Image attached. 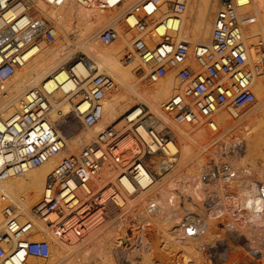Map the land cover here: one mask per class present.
Instances as JSON below:
<instances>
[{
    "label": "built area",
    "instance_id": "1",
    "mask_svg": "<svg viewBox=\"0 0 264 264\" xmlns=\"http://www.w3.org/2000/svg\"><path fill=\"white\" fill-rule=\"evenodd\" d=\"M61 1L0 0V86L28 62L41 41H53L57 33V25L40 11L38 2L54 6ZM74 1L99 11L109 8L107 0ZM165 1L120 0L114 5L117 16L97 32L96 38L102 45L113 44L119 38L118 27L140 10L142 16L129 25L131 47L127 48L125 58L148 67L149 72L143 76L148 83L175 71L179 89L160 104L159 114L147 105H139L124 115L122 127L113 124L100 132L96 142L81 146L77 154L63 159L49 174L33 213L45 219V225L56 230L62 240H84L94 215L100 213L104 217L111 210L116 214L115 223L124 226L126 238L132 241L131 247L122 251H150L152 219L158 211L154 212L150 198L129 207L127 200L120 201V188L126 180L134 183L136 194H142L171 172L177 153L172 154L170 146L177 145L178 139L165 120L191 131L206 127L219 138L224 131L216 123L219 114L226 110L238 114L256 103L253 85L256 73L264 71V31L258 35L262 60L258 71H254L237 14V0H219L207 42L180 35L189 0L166 2L169 10L163 17L160 7ZM86 63L90 65L89 61ZM91 71L95 74L85 86H81L79 77L72 76L73 89L65 93L67 97H79L72 117L79 119L81 128L101 121L103 101L115 87L110 75L94 67ZM53 94L46 84L35 88L16 116L0 117V179L39 167L66 148L67 134L51 119ZM216 147V159L200 178L202 188L197 201L178 188L169 195V204L175 211H181L186 203L194 208L176 224L175 239L180 246L184 242L195 245L194 252L201 264H264V175L248 167L235 170L230 164L228 158L241 152L240 144L222 139ZM106 166L113 169L114 177L104 182L100 175ZM143 176L151 178L148 188L139 181ZM250 183L251 186L247 185ZM53 213L58 220L48 221ZM3 215L0 264H18L19 252L25 257L49 256L46 242L24 241L34 228L31 222L21 221L10 207H5ZM212 220L217 228L213 239L200 241L207 236L208 221ZM135 231L141 236L140 241L135 240ZM191 260L188 264L193 263Z\"/></svg>",
    "mask_w": 264,
    "mask_h": 264
},
{
    "label": "bare ground",
    "instance_id": "2",
    "mask_svg": "<svg viewBox=\"0 0 264 264\" xmlns=\"http://www.w3.org/2000/svg\"><path fill=\"white\" fill-rule=\"evenodd\" d=\"M107 1L109 3V8L106 11H99L95 8H89L77 3L74 0H62L54 6H46L38 2L40 11L51 18L57 25V33L53 41H41L36 49L31 52L28 62L23 67L17 68L12 78H10L0 86V117L4 119H10L16 116L19 113V110L22 109L27 95L31 90L42 87L46 84V88L48 90L54 91L53 97L51 99V119L57 123L60 122L61 119H58L59 117L57 118L56 112L61 111L63 116L69 115L71 113V103H68V100L71 101L75 107V99H79V97H67L65 94L69 93L73 89V85L70 81V78L72 76L79 77L81 80V86H85L89 81V78L95 74L91 71V68L94 67L95 70H98V72L113 76L118 82L117 83L116 81H114L115 87L108 93L107 97L103 101V115L101 121H99L92 127H86L83 125L82 128L84 129L78 134V136L76 135L77 138L73 139L72 142L68 141V138L64 137L67 143L66 148L59 151L56 155H54L50 160H48L41 166L29 169L20 175L0 179V225L2 226L4 224L3 210L5 209V207H10L20 216L21 221L27 219V221L33 224L34 228L32 230V233L31 235L27 236L29 241L30 239L41 241L43 239L47 240L46 243L49 245L50 253L47 258H37L29 256V258H27L23 254H21V252H19L17 254L18 264H86V254L87 252L91 253V249L94 254L105 261L104 264H116L117 246H123L122 248L125 250L128 247H131L130 245L132 244V241L131 239L128 240L126 238L125 232H122L124 228L121 230V226V232H118L117 235L114 234V229L102 236L93 235L94 237L91 240L92 244L91 247H89V249H91L89 250L87 248L89 250L87 251L85 246H83L82 248L80 246H77V240V242H69L58 238L56 235V230H53L54 235L56 236L55 237L51 234L52 228H45V226L42 225L38 220H36L31 214V208L33 207L34 209V207L37 206L42 199L49 174L54 171L56 166L63 159L71 155L69 153L72 152V150H75L73 151V155H75L80 151L81 146H87L96 142L98 134L102 132L101 130H106L113 124L120 121L123 114H126L132 111V109L137 108L139 104H145L149 106L151 110L156 112L159 111L160 104L165 102L179 89V87H177L176 85V82L177 84L179 83L176 80L175 71H169L168 73L166 72L165 75L160 77V79H158L156 82L149 84L147 83L148 85H146L142 83L144 81L143 76H145L146 74H144L143 65H139L138 62L134 60H125L126 62L123 61V55L124 53L127 55L126 50L127 47L129 48L130 46L129 37L131 29L129 24L131 22L134 23L137 20L135 18L142 16V12L140 10L136 12L135 17L130 18V20L128 21L129 24L128 22H125L121 24L120 27H118L120 34L119 38L112 44L113 47L107 48L98 42V39L96 38L97 32H94V30H97L98 26L100 27V25L101 28L105 27V25H108L113 21V18L117 16L116 7H114V5L117 4L120 0ZM168 1L171 2L172 0H166L165 3H163V5H161L160 7L162 13L161 16L163 17L168 15L169 3L166 4V2ZM199 1L203 2L201 3L203 4V6L201 5L202 8H198L197 6V11L199 12L198 14H196L194 10V15L192 12H189V7H191L192 5L190 6V2L188 3L187 12L185 14L184 23L180 35L183 38H190L195 42H207L211 36V21L217 9L219 8L220 1L213 0V2L216 1V3H210V5V0ZM238 2L240 4L239 8L237 9V14L243 28L246 43L251 40L249 41V43L251 42L253 47V50H250L249 53L251 67L254 71H258L262 60V53L258 48L254 49V42L256 34L258 32L257 29L259 30L258 27L263 26L264 23V0L255 1L257 3L256 13L250 6L251 3L248 5L247 0H238ZM194 4L196 3L194 2ZM190 11L192 10L190 9ZM207 11L209 13L204 24ZM257 14H259L260 16L258 17ZM192 15L194 16L193 19H196V23L192 24L195 25V27L193 29V27L190 26V29L187 30L189 26L186 27V25L189 22L191 23ZM244 29L247 30V35ZM75 32L77 33L76 36L78 38V41L76 42L71 41L70 39V34ZM159 32L162 34L163 30H160ZM193 34H195L194 36L197 39L193 38ZM247 37L251 38L248 40ZM75 49H83L85 54L82 56L84 57L82 58L78 55H72L71 53ZM87 61L90 62V65L86 63ZM135 66L138 67V69H136ZM255 80L257 81L256 89L258 90V93H260V95L258 96L254 92L256 96V103L254 105H256L257 103V105H260L264 101V71L260 72L259 75L256 73ZM85 108L86 105L82 107V110H84ZM247 112L248 111H243L239 112L238 114H234L226 110L219 114L216 118V123L218 127L224 131H222L221 136L219 138L216 137L212 141V143L216 142L217 144L218 141L224 139L226 143L240 144L241 152L239 151L237 152V154L233 155L232 158H228L230 164H232L235 170L245 169L248 167L253 171H256V169H258L260 173H263L264 175L263 169L254 168L250 163L246 162V160L251 161V159H255L256 161L264 157V139L259 141V143L257 144L259 147H257L258 150L253 151L250 149L253 138L259 135L261 132V125L258 126L252 124L247 129L244 138L246 141L245 150L243 148L244 145L242 144V142L238 141V139L236 140L223 136L226 131L233 125L237 124L246 115ZM125 121L126 120H121V122L117 124V127H122V125L125 124ZM167 121H169V119ZM170 121V128L173 129V131L176 132L177 135H179L181 141L180 150H177L178 148L175 144L170 146V152L172 154L177 153L175 164L173 165L171 172L165 175L161 181H158L154 186H151L150 188H148L149 186H147L150 183V177H140L139 181L143 186H147L148 188L147 191H142L143 193H141L144 195L147 193H149L148 195L151 194L148 197L155 205L154 212H160V214H157V218H155V220L152 219L156 226V229L164 235L162 237H164L165 240L169 242V246H173V252L177 247H181L182 252L185 256L189 254L191 255V253L194 252L195 245L190 244L189 242H184L182 246H178L175 239V227L179 220L184 217V214L193 211L194 208L191 204L186 203L181 211H175L169 204L168 198L171 191H173L175 188H178L180 192L185 194V196H192L193 200L195 202L197 201L202 188L200 178L205 168L208 167L212 162L210 161V158L213 156H217V148L215 149V144L212 148L214 149V151L209 150L208 152H205V144L212 140L211 135H213V133L208 128L201 129L197 134L190 136L187 134L186 130H180V127L178 128V126ZM59 124L61 132H63L64 125L61 122ZM165 124L167 125L166 122ZM182 128L183 127H181V129ZM174 129L177 130L175 131ZM199 145L202 149H199L197 147ZM178 151L180 152V156ZM243 151H245L244 154ZM178 157L179 164L177 165ZM157 167L158 165L155 166L154 169H156ZM112 170L113 169L111 167L106 166L100 175L101 181L107 182L109 179L114 177ZM173 171L176 172L177 175L180 176V178H172L170 183H167L160 188H156V185L161 183ZM184 175H188L191 178H183ZM247 185L251 186V183ZM133 189L136 190L134 183L123 180L122 190L120 188V191H122V193H126L125 191L132 193ZM140 196L141 195H139L138 197ZM144 200L145 199H142L139 202H142ZM134 202L135 199L132 200V203ZM17 210L19 211L17 212ZM39 219H41L43 223H46L45 219ZM47 220L55 222L56 220H58V218L57 215L53 213L47 218ZM216 230L217 228L215 222L213 220L208 221L207 236H205L203 239H200V241L208 242L210 239H213L214 232ZM252 236L253 235L251 233L250 237ZM134 237L135 240H141V236H138L136 231L134 232ZM73 240L75 241V239ZM120 242L124 245H120ZM132 250L136 252L137 249L132 248ZM169 250L170 249H168V252H170ZM144 261L149 263L147 259ZM185 263H187V261Z\"/></svg>",
    "mask_w": 264,
    "mask_h": 264
},
{
    "label": "rangeland",
    "instance_id": "3",
    "mask_svg": "<svg viewBox=\"0 0 264 264\" xmlns=\"http://www.w3.org/2000/svg\"><path fill=\"white\" fill-rule=\"evenodd\" d=\"M199 0H194V1H192V0H189V2H190V6L191 7H189V12H192L193 13V15L196 13V14H198V12L199 11H197L198 10V8L199 7H201V5L203 6V4H201V3H203V2H201V1H199ZM218 1V0H217ZM256 0H247V3H248V5L250 4V6L253 8V10L255 11V13H256V11H257V3L255 2ZM193 4H192V3ZM194 2L196 3V4H194ZM237 2H238V0H237ZM200 4V6H199V4ZM210 3H216V1H214L213 2V0H210V2H209V5H210ZM239 2H238V8H239ZM194 6V7H193ZM197 6H198V8H197ZM194 9H193V8ZM202 8V7H201ZM190 9L192 10V11H190ZM212 9V8H211ZM211 9H210V11H211ZM194 10H195V13H194ZM200 10V9H199ZM117 11V10H116ZM208 11H207V13H206V18H205V20H204V24H205V21H206V19H207V17H208ZM192 15V20H191V23L189 22L187 25H186V27H188V29L187 30H189L190 29V26L191 27H193V29H194V27H195V25H192V24H194V23H196V19H193V16ZM196 16V15H195ZM257 16L259 17L260 15L259 14H257ZM197 18V17H196ZM260 19V18H259ZM261 20V19H260ZM133 21V20H132ZM131 25L133 24V22H131L130 23ZM129 24V25H130ZM191 24V25H190ZM203 24V25H204ZM101 28V25H100V27L98 26V29L97 30H94V32H98V30ZM259 28V30L257 29V31L259 32H257V34H256V37H255V42H254V44H255V46H254V49L255 48H258V42L260 41L259 40V38H258V35H260L263 31H264V23H263V26H261V27H258ZM96 29V28H95ZM245 30V29H244ZM246 31L247 30H245V33H246ZM93 32V33H94ZM184 34H186V33H184ZM77 33L75 32V33H71L70 34V39H71V41H78V38H77ZM195 34H193V38H196L195 36H194ZM246 35H247V33H246ZM131 37H132V31H131V33H130V37H129V40H131ZM251 37H247V39L249 40ZM197 39V38H196ZM247 40V41H248ZM71 41H69V42H71ZM249 41H251V40H249ZM249 41L247 42V45H249L248 47L250 48V50H253V47H252V43L250 42L249 43ZM99 42V41H98ZM206 42V41H205ZM100 43V42H99ZM101 44V43H100ZM103 46H105V45H103ZM105 47H107V48H111V47H113V45L111 44V45H108V46H105ZM129 47H131V46H129ZM128 48V47H127ZM127 52V51H126ZM72 55H84L85 53H84V50L83 49H75L72 53H71ZM125 56H126V54L124 53V55H123V61L124 62H126L125 60H127L126 58H125ZM251 57V56H250ZM252 59V58H251ZM136 67V66H135ZM143 68H144V72H149V69H148V67L145 65H143ZM136 69H138V67H136ZM146 69V70H145ZM139 72H141V71H139ZM168 73V72H167ZM146 75V74H145ZM113 79H114V81H116L117 82V80L113 77V76H111ZM118 83V82H117ZM143 84H146V85H148L149 83L148 82H146L145 81V83H144V81L142 82ZM148 83V84H147ZM256 83H257V81L255 80V83H254V85H253V91L256 93V95H260V93H258V90L256 89ZM176 85H177V87H178V85L179 84H177V82H176ZM172 96V95H171ZM78 100V99H77ZM76 99H75V103H76V101H77ZM258 102V101H257ZM68 103H71V113L69 114V115H67V116H63V114H62V112L61 111H58V112H56V116H57V118L58 119H61L60 120V122L62 123H65V122H67V123H65V124H67L66 125V127L64 126V131H63V134L66 136V134H67V136H66V138H68V141H70V142H72L73 141V139H76L77 138V136H78V134L84 129V128H81L80 127V124H79V119H76L75 117H72V114H73V111H74V109H75V107H74V105H73V103L71 102V101H69L68 100ZM258 104V103H257ZM254 105L252 108H250L249 110H248V112L246 113V115L237 123V124H235V125H233L230 129H228L227 131H226V133L223 135L224 137H229V138H232V139H238V141H240V142H242V144L244 145L243 146V148H244V150H245V147H246V141H245V133L247 132V129L249 128V126H251L252 124H254V125H261V132H260V134L259 135H257L255 138H253V142H252V145L250 146V149L251 150H253V151H255V150H258V143H259V141H261L262 139H264V101L260 104V105ZM139 105H141V104H139ZM138 105V106H139ZM145 105V104H144ZM150 108V107H149ZM151 109V108H150ZM20 111V110H19ZM152 112H154V113H156V114H159L160 112L159 111H153V110H151ZM124 115H126V114H123L122 115V118L120 119V121H118L117 123H115L116 125L119 123V122H121V120H124ZM66 117V118H65ZM168 119H166L165 120V122L167 123V125L169 126V127H171L169 124H171V123H169V121H167ZM60 122H58V123H60ZM171 122V121H170ZM179 128V127H178ZM177 128V129H178ZM206 128V127H205ZM205 128H202V129H205ZM171 129V128H170ZM177 129H174L175 131L177 130ZM207 129V128H206ZM88 130V129H87ZM172 131H173V129H171ZM180 130H183V131H185L186 130V132H187V134L188 135H190V136H193V135H195V134H197L201 129H199V130H196V131H191L189 128H187V127H183L182 129H181V127H180ZM179 130V131H180ZM85 131H86V128H85ZM101 131H104V130H101ZM173 133H175V135L177 136V150H180L181 149V141H180V138H179V135H177L176 134V132H174L173 131ZM75 135V136H74ZM77 135V136H76ZM217 136H214V134L213 135H211V138H212V140L211 141H209V142H207L206 144H205V146H206V149H205V152H208L209 150H212V151H214V149H212L213 148V146L216 144V142H213L212 143V141L216 138ZM212 143V144H211ZM199 149H202L201 148V146L199 145V146H197ZM258 147V148H257ZM217 147H215V149H216ZM73 151H75V150H72V152H70L69 154H71V155H73L74 154V152ZM244 152L245 151H243V154H244ZM178 153H179V156H180V152L178 151ZM213 158V159H212ZM263 158V159H262ZM261 159H259V160H256L255 161V159H251V161H249V160H246V162L247 163H250L251 165H252V167H254V168H259V169H263L264 170V157H262ZM216 159V157L215 156H213V157H211L210 158V161H214ZM252 162V163H251ZM210 163V162H209ZM212 163V162H211ZM210 163V164H211ZM240 163V162H239ZM179 164V157H178V161H177V165ZM209 164V165H210ZM241 164H244V163H241ZM177 165H176V167H177ZM244 165H247V164H244ZM175 167V168H176ZM200 176V175H199ZM177 177H179L180 178V176L179 175H177V173L176 172H172L168 177H166L161 183H159V184H157L156 185V188H160L161 186H164L165 184H167V183H170V181H171V179L172 178H177ZM191 178L190 176H183V178ZM148 190V189H147ZM146 190V191H147ZM135 189H133V192L132 193H130L129 195H125L126 193H122V191H120L121 192V197H122V200H121V202L122 201H124L125 200V202H126V200H127V202H128V205H129V207H133L134 205L133 204H135V203H142V202H144V201H142V202H139V201H141L142 199H147V198H149L148 196H150V195H148L149 193H147V194H136L135 193ZM141 193V192H140ZM134 195V196H133ZM139 195H141L140 197H138ZM133 196V198L135 199V202L134 203H132V199H131V197ZM142 196H143V198H142ZM124 197H127V198H124ZM146 197V198H145ZM163 201H164V199H163ZM164 203V202H163ZM162 204V203H161ZM19 210H17V212H18ZM16 212V211H15ZM31 214H32V216H34V218L36 219V220H38L42 225H44L45 226V228H49V227H47L46 225H45V223H43L42 222V220L41 219H39L38 217H36L35 216V214L33 213V207L31 208ZM157 214H160V212L159 213H157ZM157 214H156V216L153 218V220H155V218H157ZM24 221H27V219L26 220H24ZM115 221H116V214L115 213H113L111 210L110 211H108L105 215H104V217H102V216H100V213H98V214H96V215H94V217H93V219H92V223H91V225L89 226V230L87 231V235H86V237H85V239L84 240H82L83 241V244H82V241H74L73 239H71V241H69V242H77V246H80L81 248L83 247V246H85V248L87 249H89V247H91V240L93 239V237L96 235H105V234H107V233H109L112 229H114L113 230V232H114V234L115 235H117L118 234V232L120 233L121 232V230L124 228V226H122V228H121V230H120V227L121 226H119V225H117L116 223H115ZM153 222V221H152ZM153 229H152V232L150 233L151 235H150V241H151V243H152V248H151V250L150 251H144L143 253H138V252H134V251H131V250H128V251H125V253L122 251V247L121 246H119L118 245V243H117V245L119 246H117V258H116V264H165V262H166V264H188V261L192 258V264H201L200 263V259L198 258V255L195 253V252H193V253H191V255L189 254V255H185L184 256V253L182 252V249H181V247H177L175 250H174V252H173V246L171 245V247L169 246V242L167 241V240H165V238L164 237H162V236H164L161 232H159L157 229H156V226H155V224H154V222H153ZM1 226V225H0ZM118 228V229H117ZM50 230V229H49ZM117 232H116V231ZM125 232V228L122 230V232ZM157 231V232H156ZM159 232V233H158ZM153 233V234H152ZM156 233V234H155ZM219 233H222L223 235H224V231H220L219 230ZM51 234L52 235H54V231H53V229H51ZM161 234V235H160ZM94 235V236H93ZM55 236V235H54ZM92 236V237H91ZM56 237V236H55ZM118 237V236H117ZM30 239V238H29ZM25 240V239H24ZM60 240V239H59ZM25 241H29L28 240V238H26V240ZM30 241H41V240H31L30 239ZM42 241H47V240H43L42 239ZM130 242V241H129ZM90 243V244H89ZM177 243V242H176ZM178 244V243H177ZM87 246V247H86ZM179 246V245H178ZM87 249V251H89ZM168 249H170L169 251L170 252H168ZM180 249V250H179ZM120 250H121V252H120ZM171 250H172V252H171ZM177 250V251H176ZM176 252V253H175ZM179 252H182L183 253V255H180L181 256V258H180V256H177V254L179 253ZM92 253V254H91ZM91 253L90 252H87V254H86V264H104L105 263V261L103 260V259H101L99 256H97L96 254H94V252H92V249H91ZM120 253H122V254H120ZM128 253V254H127ZM136 253H138V254H136ZM147 253V254H146ZM169 253V254H168ZM171 253V254H170ZM173 253V254H172ZM175 253V254H174ZM90 254V255H89ZM136 254V255H135ZM149 254V255H148ZM96 255V256H95ZM123 255V256H122ZM129 255V256H128ZM170 255V256H169ZM175 255V256H174ZM142 256V257H141ZM146 256V257H145ZM167 256V257H166ZM172 256V257H171ZM126 257H127V259H126ZM171 257V258H170ZM186 257H187V259H186ZM27 258H29V257H27ZM145 258V259H144ZM168 258V259H167ZM175 258H177V259H175ZM184 258V263H182L183 262V259ZM148 260L149 261V263H147L146 261H144V260ZM151 259V260H150ZM167 261H166V260ZM172 259H173V261H172ZM179 259V260H178ZM174 260H176V261H174ZM172 261V262H171ZM187 261V263H185ZM152 262V263H151ZM171 262V263H170Z\"/></svg>",
    "mask_w": 264,
    "mask_h": 264
}]
</instances>
